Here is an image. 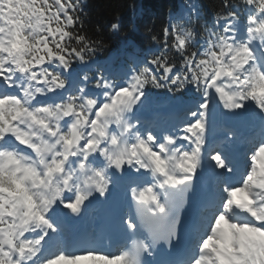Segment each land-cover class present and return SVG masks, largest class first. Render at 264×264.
<instances>
[{
	"label": "snow or ice",
	"instance_id": "1",
	"mask_svg": "<svg viewBox=\"0 0 264 264\" xmlns=\"http://www.w3.org/2000/svg\"><path fill=\"white\" fill-rule=\"evenodd\" d=\"M85 8L0 0V264H264V0H184L119 66Z\"/></svg>",
	"mask_w": 264,
	"mask_h": 264
},
{
	"label": "trees",
	"instance_id": "2",
	"mask_svg": "<svg viewBox=\"0 0 264 264\" xmlns=\"http://www.w3.org/2000/svg\"><path fill=\"white\" fill-rule=\"evenodd\" d=\"M179 0H86L85 28L89 35L103 41V50L97 53L98 61L109 53L124 49L142 54L149 46L147 30L158 32L166 22L170 10ZM209 5L214 0H201ZM142 12L136 15V9ZM119 24L116 31L111 24Z\"/></svg>",
	"mask_w": 264,
	"mask_h": 264
},
{
	"label": "rangeland",
	"instance_id": "3",
	"mask_svg": "<svg viewBox=\"0 0 264 264\" xmlns=\"http://www.w3.org/2000/svg\"><path fill=\"white\" fill-rule=\"evenodd\" d=\"M183 2H184V0H179L177 2V7L175 10H177ZM138 11L139 10H137V12ZM134 56H138V55L135 53L126 52V51H124V49H122L119 52L109 54L108 57H106L104 60H101L99 62L100 63H107V64H110L113 66H119ZM156 95H157L156 93H153L149 97V101L147 102V107L145 108L144 113L148 112L151 108H153L156 105L158 106L159 104H161L162 107H165L166 110H169L175 106L176 102L171 100L170 98L166 97L164 94H159V96H156ZM221 118H223L225 121H230L226 117H221ZM230 122H232V121H230Z\"/></svg>",
	"mask_w": 264,
	"mask_h": 264
}]
</instances>
